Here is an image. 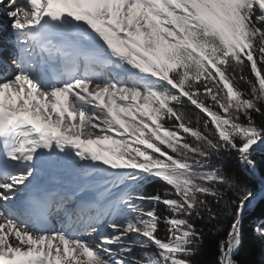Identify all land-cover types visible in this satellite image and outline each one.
<instances>
[{"label":"snow or ice","instance_id":"6c2138e0","mask_svg":"<svg viewBox=\"0 0 264 264\" xmlns=\"http://www.w3.org/2000/svg\"><path fill=\"white\" fill-rule=\"evenodd\" d=\"M3 30L0 264H200L225 221L216 264H238L264 0H0Z\"/></svg>","mask_w":264,"mask_h":264},{"label":"trees","instance_id":"16d2710c","mask_svg":"<svg viewBox=\"0 0 264 264\" xmlns=\"http://www.w3.org/2000/svg\"><path fill=\"white\" fill-rule=\"evenodd\" d=\"M254 158L258 165L256 175L249 176L241 173L237 166H233V161L227 165V169L240 175L242 181L249 184L254 191H259L263 186L260 180L263 179L264 181V154L256 153ZM233 167L238 170H234ZM156 189H162V185L152 184L145 190L153 192ZM261 220H264V200L258 199L254 207L248 209L244 218L243 245L236 256L238 264H264V237H260L253 232V226ZM223 229L222 232L216 235L206 234L205 242L198 257L200 264H216L217 245L226 235L228 221L224 222Z\"/></svg>","mask_w":264,"mask_h":264},{"label":"rangeland","instance_id":"374dc122","mask_svg":"<svg viewBox=\"0 0 264 264\" xmlns=\"http://www.w3.org/2000/svg\"><path fill=\"white\" fill-rule=\"evenodd\" d=\"M5 37H6V38H9V31H8V30H7V34H6ZM258 153H259V152H258ZM260 153L263 154L264 151H260ZM233 166H237V168H238V165H236L235 161H233ZM233 168H234V167H233ZM238 169H239V168H238ZM238 169H235V168H234V170H238ZM254 175H256V172H255ZM260 182H262V185H263L261 189H264V181H263V179H262V181L260 180ZM261 189H260V190H261ZM156 190H159V189H156ZM253 205H254V203H253ZM251 207H252V206H251ZM251 207H250V208H251Z\"/></svg>","mask_w":264,"mask_h":264},{"label":"bare ground","instance_id":"6f19581e","mask_svg":"<svg viewBox=\"0 0 264 264\" xmlns=\"http://www.w3.org/2000/svg\"><path fill=\"white\" fill-rule=\"evenodd\" d=\"M6 34H7V32L5 30L0 31V38L1 39H4L7 44H10V39L5 37ZM1 39H0V41H1Z\"/></svg>","mask_w":264,"mask_h":264}]
</instances>
